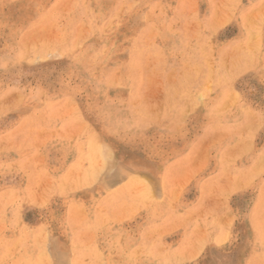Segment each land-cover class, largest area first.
<instances>
[{
  "label": "rangeland",
  "instance_id": "rangeland-1",
  "mask_svg": "<svg viewBox=\"0 0 264 264\" xmlns=\"http://www.w3.org/2000/svg\"><path fill=\"white\" fill-rule=\"evenodd\" d=\"M0 264H264V0H0Z\"/></svg>",
  "mask_w": 264,
  "mask_h": 264
}]
</instances>
